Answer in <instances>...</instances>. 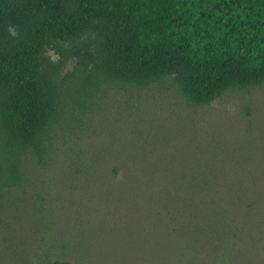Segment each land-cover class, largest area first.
I'll list each match as a JSON object with an SVG mask.
<instances>
[{
	"label": "trees",
	"instance_id": "1",
	"mask_svg": "<svg viewBox=\"0 0 264 264\" xmlns=\"http://www.w3.org/2000/svg\"><path fill=\"white\" fill-rule=\"evenodd\" d=\"M65 45L79 60L61 76ZM154 85L192 108L264 86V0H0V212L25 159H43L96 90ZM197 169L135 161L114 167L112 180L139 206L186 223L190 239L206 232L207 243L223 244L237 227L224 161L209 154Z\"/></svg>",
	"mask_w": 264,
	"mask_h": 264
},
{
	"label": "rangeland",
	"instance_id": "2",
	"mask_svg": "<svg viewBox=\"0 0 264 264\" xmlns=\"http://www.w3.org/2000/svg\"><path fill=\"white\" fill-rule=\"evenodd\" d=\"M64 48L61 76L79 60ZM209 154L224 161L235 198L237 227L223 244L207 243L206 232L190 239L186 223L139 206L112 180L114 167L135 161L189 173ZM24 164L0 212V264H264V86L197 108L161 85L98 89L44 158Z\"/></svg>",
	"mask_w": 264,
	"mask_h": 264
}]
</instances>
